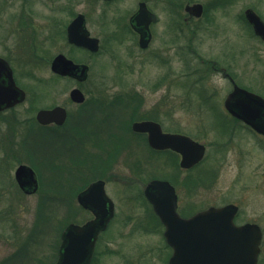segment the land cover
<instances>
[{"label": "rangeland", "instance_id": "obj_1", "mask_svg": "<svg viewBox=\"0 0 264 264\" xmlns=\"http://www.w3.org/2000/svg\"><path fill=\"white\" fill-rule=\"evenodd\" d=\"M137 1L0 0V55L11 56L17 50L35 57L38 53L32 55L33 40L39 50L43 49V59L39 56L38 64L26 55L22 65L13 60L20 71L16 76L18 85L26 91L25 101L12 112L19 121L12 124L8 118L11 113L0 114V264H43L37 258H48L53 252L32 234L39 208L42 206L46 212L49 208L50 214L54 209L50 224L38 233L43 236L51 231L52 240L54 230L68 224L61 223L67 204H71L73 218L79 223L91 217L89 212L74 208L79 206L77 193L96 179L106 181L105 191L114 202L115 212L100 234L93 264H118L131 260L140 246L164 244L160 232L155 231L158 227L143 201L142 191L148 178H163L173 172L174 165L169 152H151L142 137L127 129V122L130 125L134 121L136 100L140 101V113L157 111L156 118L163 129L187 134L206 146L203 160L193 170L178 172L176 193L180 209L196 212L211 205H237V223L260 226L264 259V138L244 126L231 124L224 116L225 88L217 76H208L202 84L195 85L196 74L192 72L206 69L200 58L207 60L213 58L210 55L241 50V59L247 63L243 70L264 74V46L258 45L242 14L246 6H254L264 19V0H175L179 4L175 8L170 0H145L157 16L153 46H161V57L140 49L128 31L116 33ZM187 1L201 3L205 8L189 26L183 22ZM76 13L86 16L88 29L100 38L98 54L69 50L63 32ZM51 16L52 27L56 21L59 26L65 22L64 27L52 28ZM26 20V30H16L19 21ZM175 22H181L183 30L173 42L170 25ZM192 28L196 29L195 34L190 31ZM56 29L62 32L57 35ZM56 52L83 59L89 70L81 86L86 102H69L67 123L50 132L35 122L36 111L67 101L69 89L75 85L66 79H52L47 56ZM197 86L214 92L206 105L199 102ZM121 97L124 103H120ZM218 102L219 107H209ZM16 142L18 146L20 143L19 151ZM19 163L36 171L41 191L24 195L13 184V171ZM210 171L211 183L197 182L193 189L187 182L196 174ZM101 174L104 178H99ZM86 180L89 182L81 187ZM55 191L60 193L59 199L43 201ZM54 256L44 264L54 261Z\"/></svg>", "mask_w": 264, "mask_h": 264}, {"label": "water", "instance_id": "obj_2", "mask_svg": "<svg viewBox=\"0 0 264 264\" xmlns=\"http://www.w3.org/2000/svg\"><path fill=\"white\" fill-rule=\"evenodd\" d=\"M185 20L199 17L203 7L200 3H186ZM247 22L255 35L264 40V22L251 9L244 11ZM156 16L143 2L129 18L132 28L139 33L142 47L148 41V23ZM82 14H78L67 26V39L70 43L82 46L90 52L98 50V39L90 37L85 28ZM51 70L60 75H69L82 81L87 67L76 65L64 55L58 54L51 62ZM70 99L81 103L84 95L78 88L69 93ZM25 92L15 85L11 70L0 58V110L23 101ZM224 107L232 116L240 119L255 132L264 135V98L237 86L226 96ZM66 111L61 106L51 109H39L35 119L40 125L62 124ZM134 132H147L148 145L157 150L169 149L179 154V166L189 169L199 163L206 151L205 144L182 133L163 132L160 125L152 120L134 121ZM15 180L26 193L38 188L37 177L33 169L25 164L17 166ZM143 195L152 206L154 213L164 227V237L172 247L171 262L181 264H256L260 251L262 232L258 224L245 222L235 224L234 216L238 206L227 203L209 206L189 217H182L176 210L177 194L174 186L164 179H151L144 188ZM78 204L92 214L85 222L69 223L61 233L58 256L53 264H88L94 252L100 232L114 216V202L105 191V181L96 179L76 195Z\"/></svg>", "mask_w": 264, "mask_h": 264}, {"label": "flooded vegetation", "instance_id": "obj_3", "mask_svg": "<svg viewBox=\"0 0 264 264\" xmlns=\"http://www.w3.org/2000/svg\"><path fill=\"white\" fill-rule=\"evenodd\" d=\"M100 1H102V2H109V1H111V0H100ZM171 1V5L172 6H174V8L175 7H177V5H179V4H177L178 2H176L175 0H170ZM169 1V2H170ZM141 2H143L144 4H145V6H146V8L150 11V12H152V13H154L153 11H151V9H150V7L148 6V4H147V2L145 1V0H138L137 1V3H136V8L129 14V16H128V18H127V21H123L120 25H118V31L116 32L117 34H122L123 33V31H122V29H124L125 30V32L126 31H128L129 33H131L133 36H134V38L136 39V44H137V46L140 48V49H143V50H147L148 51V54H151V55H154V56H160V54H161V52H162V50H161V46L160 47H154L153 46V42H154V39H155V36H156V33H155V31H154V29H153V25L154 24H156V22H157V16H156V14H155V16H156V19H155V21H152V22H150V23H148V26H147V29H148V35H149V37H148V41H147V43H146V46H144V47H142L141 45H140V43H139V33L137 32V31H135L133 28H132V26L130 25V22H129V18L137 11V9H138V6H139V3H141ZM173 2V3H172ZM215 2V1H214ZM186 3H189V4H193V3H190L189 1H187ZM186 3H185V5H186ZM197 3V2H196ZM201 4V3H200ZM184 5V6H185ZM184 6H183V10H184ZM253 6V5H252ZM202 7H203V11H202V14L204 13V11H205V8H204V6L202 5ZM253 8H254V6H253ZM252 7H250V6H246L244 9H243V11H242V14H243V18H244V23L248 26V28L250 29V31H251V33H252V35L254 36V38L256 39V41H257V43H258V45L259 46H264V40L263 39H261L259 36H257V35H255L254 34V32H253V29H252V27H251V25L247 22V20L245 19V16H244V11L246 10V9H251V10H253L259 17H260V19L264 22V19H263V17L260 15V13H259V11H257V9L256 8H254L253 9ZM22 10V9H21ZM78 14H82V13H76L70 20H69V22L65 25V22L61 25L62 27H64V25H65V30H64V40H65V42L67 43V45H68V47H69V50H71V51H80V52H83L84 54H88V55H95V54H98V52L100 51V47H101V43H100V38L99 37H97L96 35H93L92 33H91V31L88 29V26H87V21H86V16L84 15V14H82L83 16H84V20H85V23H84V25H85V28H86V30L88 31V33H89V36L90 37H94V38H97L98 39V44H99V47H98V50L95 52V53H92V52H90L88 49H86V48H84V47H82V46H77V45H75V44H73V43H70L69 41H68V39H67V26L69 25V23L78 15ZM185 14H186V16L184 17V19H183V22H184V24H185V26H189V24L192 22V20L193 19H198L199 17H191V18H189V19H187V20H185V18L187 17V13L185 12ZM53 18H54V16H51V19L49 20L50 21V26H51V23H54V21H53ZM20 20H21V18H20ZM28 23H29V21L28 20H26V21H19V23L18 24H20V26H19V28L18 27H16V30L17 29H24L25 28V26H26V28L28 27L27 25H28ZM56 24L54 25V27H52V28H58V27H61V26H59V24H60V22L59 21H56L55 22ZM170 28H171V38H170V40H172L173 42H175V41H177V38L179 37V35L181 34V32H182V30H183V26L181 25V22H175L173 25H170ZM195 28V27H194ZM196 29H197V27H196ZM196 29H191L190 31L192 32V34H195L196 33ZM26 29H24L23 31H25ZM20 31V30H19ZM60 32H62V29L61 30H55V33L58 35ZM31 40V39H30ZM31 45L33 46V49H32V55L33 54H37L35 57H31L30 55H26V54H24V55H26V57L28 56V58H30L31 59V61H33L34 62V64H38L39 62H40V57L43 59V57L41 56V54L43 53L42 51H43V49L42 48H40V50H39V48H38V46L35 44V41L33 40V41H31ZM41 47V46H40ZM241 49V48H240ZM191 50L193 51V49L191 48ZM28 51V49H26V51H25V49H24V53H28L27 52ZM36 51H37V53H36ZM241 52V50L238 52V53H233V54H224V53H221V54H224V57H220L219 55H221V54H219L218 56L217 55H210L211 57H213V58H210V59H201L200 58V62L201 63H205V67H206V69H194L192 72L194 73V75H195V79H194V82H195V85H199V84H202V82H204L203 80L205 79V78H207L208 76H210V77H213V76H217L221 81H222V83H223V86H224V92H225V95H224V98H223V100H222V106H223V108L225 109V107H224V100H225V98H226V96L234 89V87L235 86H237V87H239V88H242V89H244V90H247V91H249V92H252V93H254V94H257V95H260L261 97H263L264 98V74L263 73H261V72H256L255 70L254 71H252V70H247L246 68H245V70H243L244 68V65H245V63H246V61H245V59H241V56H242V52ZM193 53H196V55H197V57H198V53H197V51L196 50H194V52ZM11 56H8V55H4V56H1L0 55V58H2L4 61H6V63L8 64V66H9V68H10V70H11V74H12V77H13V80H14V82H15V85L17 86V87H19L20 89H22L24 92H25V98H24V100L23 101H21V102H19V103H16V104H14L13 106H11V107H8V108H5V109H3V110H0V114H2V112L3 113H11V115H8V118H9V120H10V122H12V124L15 122V123H17L18 121H19V119L16 117V116H14L13 114H12V112H14V110L15 109H17V107L20 105V104H22L24 101H25V99H26V91L23 89V88H21L19 85H18V81H17V79H16V76L20 73V71H17V69L15 68V66L13 65V60L14 59H16L17 61H19V63L22 65V60H23V58L25 57L24 55H23V53H19L17 50H13L12 52H11ZM58 54H62V55H64L67 59H69V60H71L74 64H76V65H85L86 67H87V70H86V76H85V78L82 80V81H78L77 79H75L74 77H72V76H69V75H60V74H58V73H55V72H53L52 70H51V62H52V60L54 59V57L56 56V55H58ZM19 56V57H18ZM40 56V57H39ZM158 56V57H159ZM217 56V57H216ZM49 57H50V60H49ZM161 57V56H160ZM220 57V58H219ZM47 58H48V62H49V70H50V72H51V77H52V79L53 80H55V81H58V80H61V79H66V80H69V81H72V82H74L75 83V85L74 86H71V88L69 89V92H68V100L67 101H65V102H63V103H61V104H53V105H49V106H46V107H44V108H40V109H51V108H53V107H55V106H61V107H63L64 109H65V111H66V118H65V120H64V122L62 123V124H60V125H58V124H55V123H49V124H46V125H40L37 121H36V119H35V117H34V119H35V122L39 125V126H42V127H44L45 129L46 128H48L49 129V131L50 132H54V131H58V129L59 128H61V127H63V126H65V124L67 123V120H68V117H70L69 116V111H68V109H67V106H68V103L69 102H71V103H73V104H76V105H82V104H84L85 102H86V95H85V93L83 92V90L81 89V86H82V83H84L85 81H86V79H87V77H88V70H89V66L86 64V63H84V61H83V59H81V58H75V57H73L72 55H67L66 53H64V52H56L55 54H53L52 56H50V55H48L47 56ZM242 60V61H241ZM244 60V61H243ZM246 65H247V63H246ZM18 73V74H17ZM254 73H257V74H254ZM73 88H78V89H80L81 90V92L83 93V95H84V100H83V102H81V103H75V102H73L71 99H70V96H69V93H70V91L73 89ZM196 90H197V92L199 93L198 95V97H199V99H200V104L202 105V104H205L206 105V102L208 101V98L210 97V96H214V92H210V90L208 89V88H206V87H200V86H197L196 87ZM203 93H205V94H208V95H203ZM130 97V96H129ZM135 105H137V107L136 106H134V110H132V113H133V115H136V118L134 119V121H142V120H152V121H154V122H157L159 125H160V128H161V130L163 131V132H170V133H180V132H173V131H168V130H165V129H163V127H162V124L159 122V120L156 118V112L157 111H150V112H148V113H140L139 112V104H140V101L139 100H136L135 102H133ZM209 107H211V108H216V107H219V102L214 106V105H210ZM37 112V111H36ZM225 112H226V114H224V116L225 117H227L228 118V120L231 122V124H239V126H244L247 130H249V131H251L254 135H256V136H258V137H261V138H264V135H262V134H259V133H257V132H255L251 127H249L248 125H246L243 121H241L240 119H238V118H236V117H234V116H232L230 113H228L226 110H225ZM36 114V113H35ZM137 115H141V116H137ZM141 117V118H140ZM134 121H132L131 122V124L134 122ZM131 124H130V126H129V128H130V130H131V132L134 134V135H136V136H140V137H142L144 140H145V142H146V144H147V146H148V148H149V150L151 151V152H165V153H167V152H169V153H175V152H173V151H171V150H168V149H164V150H157V149H153V148H151L149 145H148V143H147V135H148V133L147 132H134V131H132V129H131ZM14 130H16V128H14ZM231 130H232V128H231ZM231 132V131H230ZM184 134V133H183ZM13 135V134H12ZM187 135V134H186ZM14 136V135H13ZM191 137V136H190ZM16 144H17V149H18V151L20 150L19 149V146H20V143H19V146H18V143L16 142ZM22 145V144H21ZM9 146H10V149L11 148H13L12 146L13 145H11L10 143H9ZM177 156H178V158H176V160L178 161V164H177V167L179 168H177V170H173V172H168V174H165L164 176H170V177H174L176 180H177V176H178V172L179 171H181V170H185V171H189V170H193L194 168H195V166H193V167H191V168H189V169H182L180 166H179V159H180V157H179V155L177 154V153H175ZM176 156V157H177ZM8 158V157H7ZM20 164H25V163H19V164H17V166L18 165H20ZM25 165H27V164H25ZM17 166L15 167V169L17 168ZM28 166H30V165H28ZM31 167V166H30ZM32 168V167H31ZM15 169H14V171H13V184H16V186H17V188H18V190L22 193V194H24V195H32V194H35V193H37L38 192V190H39V182H38V176H37V174H36V171L33 169V171L35 172V174H36V177H37V182H38V188L36 189V191H34V192H32V193H26V192H24L21 188H20V186L18 185V183H17V181L15 180V177H14V172H15ZM173 169H174V167H173ZM150 179H152V178H148L147 180H150ZM159 179H164V180H167L171 185H173L174 186V189H175V191H176V185L177 184H174L173 182H171L169 179H167V178H159ZM105 181V180H104ZM106 182V181H105ZM91 183V182H90ZM89 184V183H88ZM87 184V185H88ZM86 185V186H87ZM85 186V187H86ZM84 187V188H85ZM83 188V189H84ZM143 201L145 202V205L147 206V208H148V210H149V214H150V216H151V218H153L154 219V221L156 222V226L158 227V229L156 228L155 229V231H157V232H160V234H161V237H162V240H163V242H164V244H162V245H157V246H140V247H138V249L137 250H135V252H133L134 254L132 255L133 256V258L131 259V260H124V261H122V262H120V263H118V264H181V262H177V261H175V262H171L170 261V257H171V255H172V247L170 246V245H168L167 244V242H166V239H165V237H164V235H163V233H164V228H163V225L161 224V222H160V220H159V218L157 217V215L154 213V211H153V209H152V206L150 205V203H148L147 201H146V199L144 198L143 199ZM80 207V206H79ZM83 211H85V212H88L87 210H85V209H83L82 207H80ZM176 210H177V212L179 213V215L180 216H182V217H189V216H191L192 214H194V212H191L189 209L187 210V211H185V210H182V209H180V207H179V205H178V196H177V207H176ZM189 211V212H188ZM238 211H239V209H238ZM90 213V212H89ZM237 214H238V212L236 213V215L234 216V222H235V224H242V223H245V222H242V223H237L236 222V216H237ZM90 215H91V213H90ZM90 218H92V215H91V217ZM90 218H88V219H90ZM88 219H85L84 221H82V222H78V221H72V222H74V223H78V224H81V223H83V222H85L86 220H88ZM69 223H71V222H68V224ZM67 225V224H66ZM65 225V226H66ZM64 226V227H65ZM63 227V228H64ZM63 228L61 229V230H54V237H53V239L51 240L50 239V232L51 231H48L49 233H48V235H43V236H41V235H38V232H36V231H33V233L32 234H34V237H36V238H38L39 240H40V242L42 243V244H44V245H46V246H48L50 249H51V251L53 252H51L52 254L51 255H49V256H46V257H48V258H41V257H38L37 258V262H42L43 264L44 263H46V260L47 259H51L53 256H54V254H55V259H54V261H52L50 264H53L55 261H56V259H57V256H58V250H59V246H60V244H61V233H62V230H63ZM104 231V230H103ZM102 231V232H103ZM102 232H100V234L102 233ZM98 235V238H97V240H96V244H95V248H94V252H93V255H92V257H91V260H90V262L88 263V264H93L94 262H95V256H96V245H97V243H98V240H99V238H100V236L101 235ZM32 236V235H31ZM40 236L42 237L41 239H40ZM33 237V236H32ZM261 244H262V237H261V242H260V251H259V253H258V256H257V261H256V264H264V259H262V256H261ZM140 248L142 249V250H140ZM56 250V251H55Z\"/></svg>", "mask_w": 264, "mask_h": 264}, {"label": "trees", "instance_id": "obj_4", "mask_svg": "<svg viewBox=\"0 0 264 264\" xmlns=\"http://www.w3.org/2000/svg\"><path fill=\"white\" fill-rule=\"evenodd\" d=\"M120 103H124L123 102V98L121 97V99H120ZM133 117H134V119L136 118V115L134 116L133 115ZM141 118V117H140ZM32 121H33V119H32ZM34 122V121H33ZM33 124V123H32ZM129 123L127 122V129L129 130ZM40 128H43V129H45L44 127H42V126H40ZM168 154H170V155H172V157H171V160H170V163L172 164V165H174V170H177V165H176V154L175 153H168ZM31 166L33 167V168H35L36 170H37V168H36V166H35V164L34 163H32L31 162ZM38 171V170H37ZM165 175V174H164ZM163 175V178H167V179H169L171 182H173L174 184H179V182H178V180H176L174 177H170V176H164ZM197 176H195V177H191V178H189V179H187V182L191 185V187L193 188V189H195V186H196V184H197V182H198V184L199 185H202V184H207V183H211L212 181H213V172L212 171H210V172H207L206 174H202V175H200V174H196ZM100 177L99 178H104V176H102V174L101 175H99ZM89 182V180H86V181H84L83 182V185L81 186V187H83L84 185H86L87 183ZM42 186H40V188H41ZM40 188H39V190H40ZM42 190V189H41ZM40 190V191H41ZM57 191H60V190H57ZM63 192V191H62ZM57 195V196H55V195ZM52 196L51 195H49L48 194V197H46V198H44V202L45 201H48V199L49 200H51V199H53V198H57V199H59L60 198V193H57L56 191H55V193H54ZM42 201V200H41ZM40 203H43V202H40ZM52 206V205H51ZM53 207L54 206H52V209H53ZM75 210H80L81 208L79 207V206H76L75 208H74ZM48 210H49V208H48ZM47 210V212H46V210H45V208H42V206L39 208V213H38V215H39V217L37 218V221H36V228H34V230H32V231H36V232H38V233H42V232H44L45 231V229L44 228H42V227H46V225L48 226L49 224H50V222H51V219L53 218V216H54V209H53V211L51 212V214L49 213L50 211H48ZM66 210H67V213H66V216H65V219L61 222L62 223V226L64 225V224H66V223H68V222H72V221H78L77 220V218H73L74 217V211H73V208H71V204L69 203V204H67V208H66ZM56 214V213H55ZM37 225H39L38 227H37ZM61 226V227H62ZM50 227V226H49ZM60 227V228H61ZM37 228H38V230H37ZM59 228V229H60ZM41 263V262H40Z\"/></svg>", "mask_w": 264, "mask_h": 264}]
</instances>
